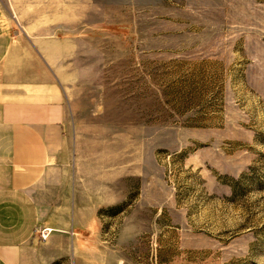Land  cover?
<instances>
[{
    "label": "rangeland",
    "instance_id": "rangeland-1",
    "mask_svg": "<svg viewBox=\"0 0 264 264\" xmlns=\"http://www.w3.org/2000/svg\"><path fill=\"white\" fill-rule=\"evenodd\" d=\"M0 16L54 46L92 209L56 264H264V0H0Z\"/></svg>",
    "mask_w": 264,
    "mask_h": 264
},
{
    "label": "crops",
    "instance_id": "crops-1",
    "mask_svg": "<svg viewBox=\"0 0 264 264\" xmlns=\"http://www.w3.org/2000/svg\"><path fill=\"white\" fill-rule=\"evenodd\" d=\"M8 26L0 24V264H56L92 231V209L78 205L70 176L54 46Z\"/></svg>",
    "mask_w": 264,
    "mask_h": 264
},
{
    "label": "built area",
    "instance_id": "built-area-1",
    "mask_svg": "<svg viewBox=\"0 0 264 264\" xmlns=\"http://www.w3.org/2000/svg\"><path fill=\"white\" fill-rule=\"evenodd\" d=\"M46 236L44 234L41 235V238L44 239Z\"/></svg>",
    "mask_w": 264,
    "mask_h": 264
}]
</instances>
